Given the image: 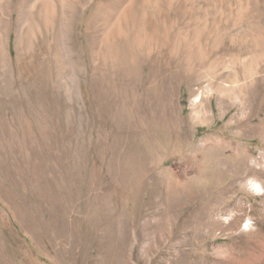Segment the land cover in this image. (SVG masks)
<instances>
[{"label": "rangeland", "instance_id": "1", "mask_svg": "<svg viewBox=\"0 0 264 264\" xmlns=\"http://www.w3.org/2000/svg\"><path fill=\"white\" fill-rule=\"evenodd\" d=\"M105 1L78 0L75 70L44 26L43 98L11 33L0 264H264V0Z\"/></svg>", "mask_w": 264, "mask_h": 264}, {"label": "bare ground", "instance_id": "2", "mask_svg": "<svg viewBox=\"0 0 264 264\" xmlns=\"http://www.w3.org/2000/svg\"><path fill=\"white\" fill-rule=\"evenodd\" d=\"M135 1L136 0H106L103 2L102 6L110 9L112 11L111 13L116 16V21H119L121 24L127 18L126 9L128 5L130 3L133 4ZM77 12L78 0H0V82L9 78L12 85L14 84L15 86L17 81H19V78H17V68L14 62V55L10 49V36L13 28L16 31L17 45L19 47L23 46L27 48V51L23 52L24 56L20 58V62L28 59L31 62V64L30 62L27 63V68L21 69L20 67V73L23 77L29 73L34 74L37 70V75H34V82L38 85L37 95L40 97L43 98L48 94L47 86L49 81V73L47 71L38 70L39 65H41V62L43 61V59L41 61V57H43L42 55L44 54L45 43L48 39L44 32V29H46L44 26L49 28L48 25L52 24L54 27L53 29L56 31L55 24L59 25L57 33L55 32L51 36L55 37L54 39L58 37L57 42L59 44L62 42L70 54L69 57L67 56L68 58L64 60L61 50L57 49L56 58L60 68H64L66 60L70 62L72 69L75 70L79 68V62L76 60L77 53H75L76 44L74 40V22ZM102 19H104V16H100L99 18L96 17L95 14L89 18L87 22V35L95 34L94 31L96 24ZM35 28H37V33L39 32L40 35L36 37L37 41L34 43L32 34L35 33ZM113 30L114 29L111 30V34ZM116 30L117 36L123 35L124 30H122V28ZM143 31L144 30H141L140 32L142 33ZM136 34L138 35L139 33L136 32ZM153 34L154 33L150 34L152 41L154 39ZM156 63L158 64L159 62L156 61ZM24 78H21L20 80ZM118 78L119 77H117V80ZM28 89H30L29 91L33 90L30 86ZM256 185L258 184L256 183ZM259 188L262 189L260 185Z\"/></svg>", "mask_w": 264, "mask_h": 264}]
</instances>
